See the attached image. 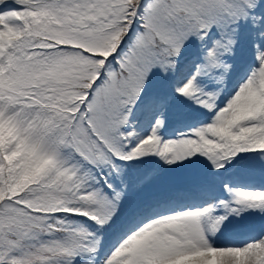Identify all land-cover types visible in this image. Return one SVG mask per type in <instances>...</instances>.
Returning a JSON list of instances; mask_svg holds the SVG:
<instances>
[{"label":"snow or ice","instance_id":"snow-or-ice-1","mask_svg":"<svg viewBox=\"0 0 264 264\" xmlns=\"http://www.w3.org/2000/svg\"><path fill=\"white\" fill-rule=\"evenodd\" d=\"M0 264H264V0H0Z\"/></svg>","mask_w":264,"mask_h":264},{"label":"rangeland","instance_id":"rangeland-1","mask_svg":"<svg viewBox=\"0 0 264 264\" xmlns=\"http://www.w3.org/2000/svg\"><path fill=\"white\" fill-rule=\"evenodd\" d=\"M174 174H179V173H174Z\"/></svg>","mask_w":264,"mask_h":264}]
</instances>
